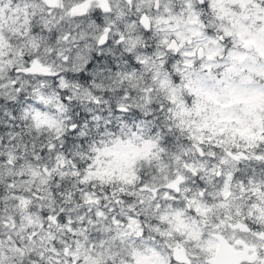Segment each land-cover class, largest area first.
Wrapping results in <instances>:
<instances>
[{"label": "snow or ice", "instance_id": "snow-or-ice-1", "mask_svg": "<svg viewBox=\"0 0 264 264\" xmlns=\"http://www.w3.org/2000/svg\"><path fill=\"white\" fill-rule=\"evenodd\" d=\"M0 264H264V0H0Z\"/></svg>", "mask_w": 264, "mask_h": 264}]
</instances>
